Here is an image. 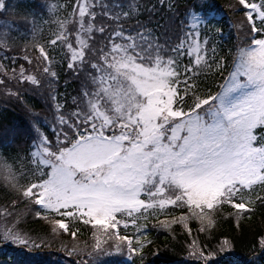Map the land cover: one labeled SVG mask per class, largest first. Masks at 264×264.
I'll return each mask as SVG.
<instances>
[{
    "label": "snow or ice",
    "instance_id": "1",
    "mask_svg": "<svg viewBox=\"0 0 264 264\" xmlns=\"http://www.w3.org/2000/svg\"><path fill=\"white\" fill-rule=\"evenodd\" d=\"M77 3L78 47L63 30L65 21H57L61 31L50 41L51 45L61 41L66 46L72 61L69 69L81 64L90 68L91 87L82 93L87 98L85 107L81 110L78 106L72 114L76 122L69 124L77 129V138L70 140L65 132L64 139H58L54 146L42 138V150L32 154L40 176L17 188L20 195L63 218H79L93 229L101 228L106 237L103 242L93 232L97 251L113 238L109 230H114L120 242L127 241L130 251H137L127 236L118 234L121 220L117 214L135 222L134 213L143 215L149 209L163 210L166 206L186 205L203 212L229 204L234 209L250 211L252 194L257 187L264 190V134L258 137L254 132L264 127V39H253L248 48H241L234 70L220 85V91L201 98L196 95L197 86L188 83L198 69L202 70L199 66L210 67L196 42L199 28L206 24L198 8L188 10L190 31L185 34L187 55H194L195 67L181 68L183 40L172 49L174 57L166 55L158 42H151L150 34L133 36L122 28L113 35L124 42L112 40L110 46L97 50L96 62L89 61V41L95 32L104 33L105 28L93 23L96 13L90 11L95 7L92 0ZM239 3L248 9L246 18L253 22L252 32H264V0L259 4L246 0ZM4 8L0 0V10ZM254 14L261 27L256 26ZM112 18L118 20L120 15ZM39 52L43 60H49L43 46ZM43 72L56 75L47 66ZM28 79L38 84L35 77ZM181 83L186 85L183 90ZM189 90L191 105L185 100ZM59 123L68 124V119L60 116ZM43 167L50 170L45 173ZM0 174L17 187L12 166L3 160ZM256 198L264 200L262 196ZM51 223L54 234L57 229L65 234L70 231L67 219ZM78 231H71L73 239ZM0 240L29 243L28 237L8 229L0 231ZM78 251L82 250L73 246L69 254ZM81 264L89 262L82 260Z\"/></svg>",
    "mask_w": 264,
    "mask_h": 264
},
{
    "label": "trees",
    "instance_id": "2",
    "mask_svg": "<svg viewBox=\"0 0 264 264\" xmlns=\"http://www.w3.org/2000/svg\"><path fill=\"white\" fill-rule=\"evenodd\" d=\"M73 1L3 0L5 8L0 10V65L6 72L20 66L32 68L38 80L37 88L29 82L22 87L23 81L18 77L7 76L1 88V95L9 102L0 105V160L12 166L17 187H13L10 178L0 174V231H18L29 238V243L23 245L0 240V264H81L82 260L89 264H264V200L256 198L264 197V190L259 187L251 196L250 211L234 209L229 204L214 210L204 209L203 212L194 207L189 209L186 205L169 206L166 212L147 216L136 221L135 225H119L118 234L127 236L137 251H130L127 241L120 242L112 230L109 231L113 232V238L102 243V250H95L93 232L103 242L106 239L103 230L99 227L93 229L90 224L80 222L79 218L61 217L69 221L70 231L65 234L57 229L54 234L51 231L54 220L51 211L40 209L20 195L17 188L35 181L31 175L37 174L30 170L36 166L30 159L34 149L32 139L41 145L42 138H46L48 144L54 146L58 139H64L66 132L70 140H75L77 129L69 127L76 122L72 114L78 106L84 109L87 98L82 93L91 87L87 64L69 69L65 61L66 46L61 41L56 45L50 44L56 34H51V4L59 3L62 18L73 22L67 14L75 7ZM92 2L96 13L93 22L105 28L103 34H106L108 44H100L88 53L89 61L96 62L97 50L110 46L112 40L124 42L113 35L114 31L122 28L125 34L133 36L150 34L151 42H158L166 55L174 57L176 53L172 49L183 40L185 54L179 59L181 68L195 67L187 55L185 34L190 31L187 27L190 19L188 10L198 8L204 20L218 30L214 43L219 48L215 62H210V67L199 66L202 70L198 69L197 75L188 82L197 86L196 95L201 98L220 91V85L234 70L238 51L250 46L248 20L234 0ZM105 11L109 12L108 16L103 15ZM116 14L120 15L118 20L112 18ZM71 26L72 23L66 24L63 30L71 33ZM202 36L207 37L206 34ZM41 46L49 56L50 66L39 52ZM45 66L56 73L55 77L43 72ZM186 75L191 76V73ZM179 87L183 90L186 85L181 83ZM185 100L187 105L193 103L191 90ZM60 116L68 119V124H60ZM259 132L264 134V127ZM19 180L23 183L20 184ZM3 209L12 214L6 220ZM37 212L41 213L39 217ZM15 217V229L8 223L3 226L5 221L10 222ZM76 229L79 231L73 239L70 233ZM73 246L82 251L69 254ZM210 249L218 250L219 256L208 253ZM201 253L208 259L200 258ZM224 254H229V257Z\"/></svg>",
    "mask_w": 264,
    "mask_h": 264
},
{
    "label": "rangeland",
    "instance_id": "3",
    "mask_svg": "<svg viewBox=\"0 0 264 264\" xmlns=\"http://www.w3.org/2000/svg\"><path fill=\"white\" fill-rule=\"evenodd\" d=\"M73 2L75 4V7H74L75 12H74V9H72L70 11L68 10L69 12L67 11V14H69L72 17L73 22H69L70 20H68V18H66V17L62 18L63 17V15L61 14L62 7H61V5L59 3L58 4H56V3L55 4H51V8H50L51 9V13H52L51 14V18L53 17V20L51 21V23H52L51 24V29H52L51 34L54 33V32L58 33L59 31H61V29L59 28V25L57 24L58 20L59 21H65L66 24L72 23L71 33H69L68 39H69L70 42L73 43L74 47H78V45H76V43H75L76 37H75V30L74 29L76 27H78L76 22L79 19V17H78L79 4L77 3V0H74ZM95 2H96V0H95ZM246 2H248V3H258L259 4L260 0H246ZM90 11H93V8L90 9ZM124 16H126V15H124ZM71 17H70V19H71ZM88 19L89 18L86 16L85 17V22H87ZM254 22H255L256 26L261 27L260 21L256 17L255 14H254ZM94 24H96V23H94ZM96 25H97L96 27H101L99 24H96ZM215 29L216 28H215V26L213 24H210V23L206 22L205 26H201L199 28V36L196 38V42L199 43V45H200L201 54L204 56V59H205L207 65H209L210 62H213V63L215 62V56H216V54H217V52L219 50L217 44L214 43V35L218 34V30H215ZM72 31H74V32H72ZM261 33H262L261 34L262 36L259 39H264V32H261ZM203 34H206L207 37L204 38L202 36ZM258 35H259V33H258ZM251 41H252V39H251ZM89 42L91 44L92 50L97 49V46L100 45V44L101 45L108 44L107 38H106V34L99 33V32L94 33L92 38H91V40ZM180 57L181 56H179V59H180ZM194 58L195 57L193 55L191 57V59L194 61ZM65 61L67 62V64L72 62L71 59H70V53L68 52V50H67V53H66V56H65ZM78 67L79 66L74 67L73 69H76ZM201 67H205L204 64H202ZM7 76H13L15 78L18 77V79L23 81L22 87H26L28 85L27 82H29L33 86V88H37V85L33 84L32 81L30 79H28V77H35L36 78L35 73L33 72L32 68H28L26 66H20L19 68L10 69V70H8V72H6L4 70V68L0 65V105H4V103H8L9 102V100L3 98V96L1 95V92H2L1 88L3 87V79L8 78ZM260 128L261 127H258L257 129L254 130L255 134L258 137L260 135H262L259 132ZM32 141H33L32 145L34 146V149H33L32 153L30 154V157H31L30 159L31 160L33 159L32 154L34 152L42 150L40 144L36 143L34 139H32ZM27 143H28V141H27ZM27 143H26L25 147L27 146ZM37 159H39V157H37ZM31 164H32V162H31ZM33 167H34V169H30L32 171L31 173L35 172L37 174H33L31 176L36 180L40 176V173H39V171L37 169V166H33ZM49 170L50 169H48L47 167H43V171L44 172L47 173ZM44 178H46V176ZM19 182H20V184L23 183L20 180H19ZM141 198H143V196H141ZM168 208H169V206H166L163 210H160V209H155V210L149 209L148 211L144 212L143 215L138 214V213H134L133 215L135 217V222L140 220V219H143V218H145L147 216L149 217V216L158 214V213H160L162 211L166 212ZM3 212H4L3 213L4 220H6L7 218L11 217V215H12L11 211H8L6 209H3ZM50 214H51V216H54V217H57V218H61V216L59 214L55 213V212H51ZM117 215L119 216V219L121 220L120 224L123 225V226H124L125 223H127V225L136 224L135 222H133L132 218H129L127 216H122L121 214H117ZM84 218H87V217H84ZM15 222H17V218L16 217L13 218L12 220H10V222L5 221L3 226L8 223V226H10V228L15 229V224H14ZM194 248L197 249V247H194ZM207 251L210 254H216V255L219 256L218 250H216V249H210V250H207ZM224 256L229 257V254H224ZM200 258L205 259V260L208 259V257L204 256V255H201ZM214 260H216V259H214Z\"/></svg>",
    "mask_w": 264,
    "mask_h": 264
}]
</instances>
